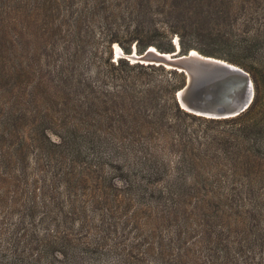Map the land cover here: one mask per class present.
Masks as SVG:
<instances>
[{
  "label": "trees",
  "instance_id": "16d2710c",
  "mask_svg": "<svg viewBox=\"0 0 264 264\" xmlns=\"http://www.w3.org/2000/svg\"><path fill=\"white\" fill-rule=\"evenodd\" d=\"M114 44L223 59L252 100L188 113ZM0 264H264V0H0Z\"/></svg>",
  "mask_w": 264,
  "mask_h": 264
},
{
  "label": "water",
  "instance_id": "95a60500",
  "mask_svg": "<svg viewBox=\"0 0 264 264\" xmlns=\"http://www.w3.org/2000/svg\"><path fill=\"white\" fill-rule=\"evenodd\" d=\"M112 55L113 59L123 57L130 63L160 65L182 72L184 83L176 90L175 99L179 108L194 115L214 119L232 117L245 110L252 100V82L245 70L194 49L178 54L176 50L160 52L148 46L140 53L134 47L123 53L119 47L116 52L112 46Z\"/></svg>",
  "mask_w": 264,
  "mask_h": 264
},
{
  "label": "rangeland",
  "instance_id": "374dc122",
  "mask_svg": "<svg viewBox=\"0 0 264 264\" xmlns=\"http://www.w3.org/2000/svg\"><path fill=\"white\" fill-rule=\"evenodd\" d=\"M172 39L175 40L176 37L173 35V36H172ZM113 46H114V49H115L116 44H114ZM117 47H118V46H117ZM115 51H116V50H115Z\"/></svg>",
  "mask_w": 264,
  "mask_h": 264
},
{
  "label": "bare ground",
  "instance_id": "6f19581e",
  "mask_svg": "<svg viewBox=\"0 0 264 264\" xmlns=\"http://www.w3.org/2000/svg\"><path fill=\"white\" fill-rule=\"evenodd\" d=\"M113 49H114V46H113ZM114 50H116V52H117V50H118V47H117V45L115 46V49Z\"/></svg>",
  "mask_w": 264,
  "mask_h": 264
}]
</instances>
